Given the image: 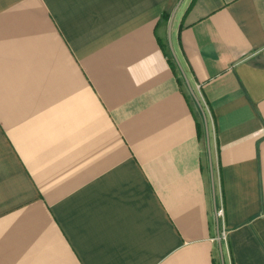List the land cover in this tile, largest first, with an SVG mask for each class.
Masks as SVG:
<instances>
[{
    "label": "crops",
    "instance_id": "1",
    "mask_svg": "<svg viewBox=\"0 0 264 264\" xmlns=\"http://www.w3.org/2000/svg\"><path fill=\"white\" fill-rule=\"evenodd\" d=\"M0 264H264V0H0Z\"/></svg>",
    "mask_w": 264,
    "mask_h": 264
},
{
    "label": "trees",
    "instance_id": "2",
    "mask_svg": "<svg viewBox=\"0 0 264 264\" xmlns=\"http://www.w3.org/2000/svg\"><path fill=\"white\" fill-rule=\"evenodd\" d=\"M167 18V22L169 21V18L168 17H166ZM167 51H168V54H169V60H170V63H171V65H172V67L174 68V69H180L181 70V72L183 71L182 70V68H181V64H179V62L177 61V59L175 58V56H174V54H173V52H172V50L170 49V47H169V45L165 48ZM222 234V232H220V235Z\"/></svg>",
    "mask_w": 264,
    "mask_h": 264
},
{
    "label": "water",
    "instance_id": "3",
    "mask_svg": "<svg viewBox=\"0 0 264 264\" xmlns=\"http://www.w3.org/2000/svg\"><path fill=\"white\" fill-rule=\"evenodd\" d=\"M172 22H173V18H171V20H170V32H171ZM169 44H170L171 50L174 52V48H173V45H172L171 36H169ZM190 88H191V87H190ZM211 172H212V175H213L212 164H211ZM219 243H220V245H221V243H222V240H221L220 238H219Z\"/></svg>",
    "mask_w": 264,
    "mask_h": 264
},
{
    "label": "built area",
    "instance_id": "4",
    "mask_svg": "<svg viewBox=\"0 0 264 264\" xmlns=\"http://www.w3.org/2000/svg\"><path fill=\"white\" fill-rule=\"evenodd\" d=\"M223 216V211L221 210L220 212H218V217H222ZM220 239L221 240H224L226 239V233L223 232L221 235H220Z\"/></svg>",
    "mask_w": 264,
    "mask_h": 264
}]
</instances>
